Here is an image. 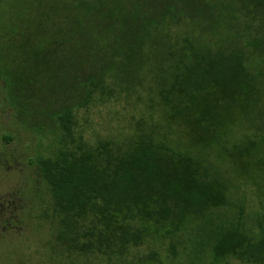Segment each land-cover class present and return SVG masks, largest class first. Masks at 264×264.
Instances as JSON below:
<instances>
[{"label":"trees","instance_id":"1","mask_svg":"<svg viewBox=\"0 0 264 264\" xmlns=\"http://www.w3.org/2000/svg\"><path fill=\"white\" fill-rule=\"evenodd\" d=\"M0 93L52 135L50 264H264V0H0ZM120 96L142 117L85 139Z\"/></svg>","mask_w":264,"mask_h":264},{"label":"rangeland","instance_id":"2","mask_svg":"<svg viewBox=\"0 0 264 264\" xmlns=\"http://www.w3.org/2000/svg\"><path fill=\"white\" fill-rule=\"evenodd\" d=\"M140 106L124 96L92 104L78 112L79 128L91 142L121 139L142 117ZM51 138L26 128L10 106L0 105V264H50L46 241L54 237L45 210L52 213V201L32 160L47 153ZM255 199L248 205L253 212L259 209ZM225 264L242 262L229 259Z\"/></svg>","mask_w":264,"mask_h":264}]
</instances>
